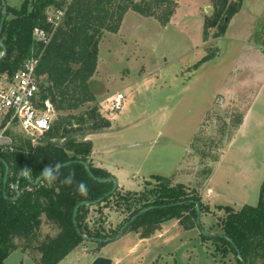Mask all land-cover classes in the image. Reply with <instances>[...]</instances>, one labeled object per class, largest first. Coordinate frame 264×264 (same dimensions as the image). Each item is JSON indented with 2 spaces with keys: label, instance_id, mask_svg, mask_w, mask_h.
Wrapping results in <instances>:
<instances>
[{
  "label": "rangeland",
  "instance_id": "1",
  "mask_svg": "<svg viewBox=\"0 0 264 264\" xmlns=\"http://www.w3.org/2000/svg\"><path fill=\"white\" fill-rule=\"evenodd\" d=\"M21 1L4 0L14 6ZM175 1L165 25L153 15L128 9L116 31H104L97 67L88 80L95 100L73 112L80 115L95 105L110 124L80 133L85 124L72 121L71 136L92 141V163L108 169L121 192L156 187L159 180L154 175H160L172 184L195 188L208 210L200 212L199 225L188 229L173 217L159 223L147 237H141L144 227H139L101 245L84 240L56 264H93L98 255L113 261L119 257L118 264L233 263L231 253L215 254L203 233L220 230L225 210L218 205L238 210L245 203H257L264 182V122L237 131L235 122L222 115L226 110L220 106L219 94L245 81L247 91L239 93L250 102L261 88L255 105L264 113V76L237 69L251 47L242 35L244 26L251 22L260 29L264 26V0H242L219 39L217 27L211 25L210 0ZM205 56L210 59L202 61ZM116 91L123 92L124 98L121 109L112 110L107 98ZM65 114L58 111L52 124ZM108 209L106 224L117 228L127 212ZM42 232L54 234L45 224ZM34 254L39 256L15 249L5 264H37Z\"/></svg>",
  "mask_w": 264,
  "mask_h": 264
},
{
  "label": "trees",
  "instance_id": "2",
  "mask_svg": "<svg viewBox=\"0 0 264 264\" xmlns=\"http://www.w3.org/2000/svg\"><path fill=\"white\" fill-rule=\"evenodd\" d=\"M210 1L211 25L217 27L215 36H221L242 0ZM175 8V0H22L18 6L6 4L0 32L6 53L0 71H14L25 59L38 56L41 97L49 98L57 111L66 114L39 136L6 130L10 141L0 148V264L19 248L39 253L33 255L37 264H56L84 240L99 245L111 240L126 223L122 232L144 227L142 238L173 217L186 229L199 225L196 202L200 212L208 207L195 188L154 175L159 180L156 187L125 193L118 185L113 189L112 180L99 178L114 175L91 161L92 141L71 136L75 130L72 121L85 124L78 128L80 133L110 124L95 105L80 115L73 112L95 100L88 80L97 67L104 31H116L128 9L153 15L165 25ZM54 11L61 12L60 18L48 20ZM35 27L51 33L47 43L33 36ZM207 59L210 57L202 61ZM218 206L225 210L220 230L203 233V239L211 241L215 254L225 257L231 253L232 264H264V182L256 204L245 203L238 210ZM107 207V211L127 212L117 228L106 224ZM44 224L53 228L54 234H43Z\"/></svg>",
  "mask_w": 264,
  "mask_h": 264
},
{
  "label": "built area",
  "instance_id": "3",
  "mask_svg": "<svg viewBox=\"0 0 264 264\" xmlns=\"http://www.w3.org/2000/svg\"><path fill=\"white\" fill-rule=\"evenodd\" d=\"M60 15V11L51 12L48 20H58ZM33 36L47 43L51 33L44 28L35 27ZM37 63L38 56H31L14 71H0V138L10 141L6 130L17 127L26 134L39 136L49 129L58 113L49 98L41 97L42 77L36 74ZM123 98V92L116 91L107 98V104L112 110H119ZM3 144L5 143L0 142V148Z\"/></svg>",
  "mask_w": 264,
  "mask_h": 264
},
{
  "label": "crops",
  "instance_id": "4",
  "mask_svg": "<svg viewBox=\"0 0 264 264\" xmlns=\"http://www.w3.org/2000/svg\"><path fill=\"white\" fill-rule=\"evenodd\" d=\"M262 13L263 12H261L260 16H262ZM230 22L227 24L224 34L218 36L217 39L225 36ZM259 27L260 26H256L255 23L253 24L252 22L249 24V26H244L242 35H245L249 39L248 45H250L251 47H248V51L244 52L243 57H241L243 61L240 64V67L237 68L238 72H244L246 68L248 71H255L258 74L260 73V75L264 76V26L261 29ZM262 80L264 81V77L262 78ZM240 84L241 85L235 84V86L227 89L226 92H222L221 94H219L221 99L219 100V102L223 111L226 110V112H223L222 114L224 115L223 117H226L227 120L230 119V123L235 122L237 131L243 130L244 132L247 129L251 128L253 125L262 124L264 122V113L261 109H259L260 107L255 105L256 100H258L256 99L257 94L261 88L258 90V92H256L255 95L252 96L253 98L250 97V102H247L246 99L244 100L242 98L245 95L241 96V94L239 93L241 91H247L245 89L247 88L245 85L246 83L245 81H240ZM233 113L237 115V119L235 121H233L232 119L234 116ZM227 120H225V123H228ZM248 125H250L249 128ZM209 189L211 188L208 187V190ZM210 192L211 191H207V194ZM111 260L112 264H118L121 259L119 257H116V262H114L115 260L113 261L111 257Z\"/></svg>",
  "mask_w": 264,
  "mask_h": 264
},
{
  "label": "water",
  "instance_id": "5",
  "mask_svg": "<svg viewBox=\"0 0 264 264\" xmlns=\"http://www.w3.org/2000/svg\"><path fill=\"white\" fill-rule=\"evenodd\" d=\"M206 8L209 9L210 7L207 6ZM5 13H6V4H5L4 0H2V16H1V20H0V32H1L2 24H3L4 18H5ZM0 46L2 48V51L0 53V60H1L3 58V56L5 55V53H6V48H5L4 44L1 41V38H0ZM0 142L1 143H8L9 142V139H7V138H0ZM85 166H86L87 170L90 171V168L87 165V163H85ZM23 174H24V171L23 170H20L19 171V175H23ZM6 175H7V167L5 169L4 179L6 178ZM99 179L100 180H112L113 181V184H114L113 185V189H115L116 186H117V182H116V180H115L114 177H110V178H107V179H101V178H99ZM84 202L85 201H82L81 203H84ZM144 210H145V208H143L142 210H140L137 214L141 213ZM196 211H197V222L199 223V220H200V207H199V203L198 202H196ZM137 214L133 215L130 220L134 219ZM126 224L124 226H126ZM124 226L118 231V233L114 237L109 238V239H113V238L118 237L121 234V232L123 231ZM224 236H226V235H224ZM103 240H105V239H103ZM106 240H108V239H106ZM93 264H112V260L109 257L98 255V256H96L94 258Z\"/></svg>",
  "mask_w": 264,
  "mask_h": 264
}]
</instances>
